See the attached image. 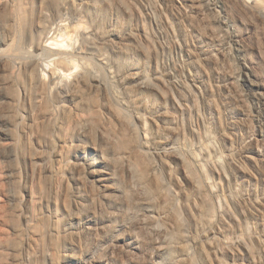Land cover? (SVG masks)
<instances>
[{
	"label": "rangeland",
	"instance_id": "rangeland-1",
	"mask_svg": "<svg viewBox=\"0 0 264 264\" xmlns=\"http://www.w3.org/2000/svg\"><path fill=\"white\" fill-rule=\"evenodd\" d=\"M39 4L0 0V264L101 259L88 216L100 242L122 230L138 244L114 264H264V0H46L76 17L51 27L52 53ZM70 64L88 74L60 101L47 73ZM81 145L105 164L107 193L72 192Z\"/></svg>",
	"mask_w": 264,
	"mask_h": 264
},
{
	"label": "bare ground",
	"instance_id": "bare-ground-1",
	"mask_svg": "<svg viewBox=\"0 0 264 264\" xmlns=\"http://www.w3.org/2000/svg\"><path fill=\"white\" fill-rule=\"evenodd\" d=\"M38 2H40V6H41V8L42 7H44L45 5V2H46V0H38ZM72 7L69 5V4H62L61 6L59 5V7L55 10V12L54 13H52V14H49V11H47L46 9H44V8H42V10H40V14H41V17L43 18V20H44V27H43V34H44V37H43V39H42V41H41V43H40V46H39V49L41 50V51H43L44 53L45 52H51L52 53V51H53V47L54 46H58L59 47V44H57V40L55 41L54 40V38H52L51 37V35H50V33H49V30L51 29V27L54 25V24H56V23H60V25H61V27H63L64 26V19H65V17L66 18H68V17H70V18H72L73 17V11H72V9H71ZM49 10V9H48ZM51 13V12H50ZM78 17H83L84 15L82 14V13H77L76 14ZM75 17V16H74ZM77 17V18H78ZM74 19H76V17L75 18H72V20H74ZM86 29H81V30H78L77 31V36H78V41L79 42H81V41H83V43L86 41V39H87V30L85 31ZM88 34H89V36H90V34L91 33H89L88 32ZM81 40V41H80ZM75 45H76V42L74 43ZM74 44H72L71 43V45H74ZM62 45V44H61ZM60 45V46H61ZM79 45V43H77V45L76 46H78ZM210 45V44H209ZM218 44L216 43V42H213V43H211V48H216L215 46H217ZM65 46V45H64ZM70 46V45H69ZM80 46H81V44H80ZM79 46V47H80ZM55 47V48H56ZM75 47V46H74ZM84 47H85V45H84ZM72 48V47H71ZM203 48H204V46L203 45H201V50H203ZM58 50L60 49V48H57ZM56 49V50H57ZM76 49H77V47H76ZM79 50H80V48H79ZM82 50V49H81ZM42 52V53H43ZM204 52V51H203ZM205 54V56H206V58L209 60L210 59V57H211V55H210V52L208 51V53L206 52V53H204ZM39 63V62H38ZM73 63V62H72ZM39 65V64H38ZM37 65V66H38ZM73 65V66H72ZM70 64V66H71V68H74V70L71 72L70 70H68L69 72L67 73H63L62 71H61V69L59 70L57 67V69H54L55 67H53V70L50 72V73H47L46 75L48 76V78H49V80H48V78H47V80H48V86H50L51 87V90H52V94H56L57 95V98H58V100H60V101H63V100H65V99H68L69 98V95H70V79L72 78L71 77V75L72 76H74L73 75V73H74V71H75V73L77 74V73H79V71H81L80 73H81V75H78L79 76V78H84V77H86V73L88 72H86V70H84L83 68V70L81 69V70H79L78 72H76V70H77V68H78V65H77V68H76V65H74V64ZM43 66V65H42ZM40 67H41V64H40ZM47 68H45V66H43V68H45L46 70L49 68L48 66H46ZM82 67V66H81ZM70 68V67H69ZM79 68H80V66H79ZM87 68V67H86ZM49 70H51V68L49 69ZM39 74V80H44L45 79V77H46V75H44V73H42V72H40V73H38ZM88 74V73H87ZM44 77V78H43ZM80 79V80H81ZM77 81V80H76ZM78 82V81H77ZM97 82H98V84H102V80L100 79V78H98L97 79ZM195 82V81H194ZM140 83V82H139ZM141 84H142V88L144 89H150L152 86H153V84L152 83H150V82H148V80L147 79H143L142 78V81H141ZM189 90V89H188ZM52 115H51V113H48L47 115L45 114V116H44V119H43V122L45 123V124H49V123H51L52 122ZM98 135V134H97ZM100 135H102V134H100ZM100 135H98V136H100ZM96 138H97V136H96ZM98 139V138H97ZM102 136H100L99 137V141L101 140L102 141ZM248 140V139H247ZM255 140V139H254ZM95 145V144H94ZM79 149L81 150V151H77L78 152V154H77V160H78V162H76L75 164H74V167H73V174H74V176L76 175V176H78L79 175V178H78V182L76 183V185H74L73 184V187L71 188L72 189V192L73 193H76V195H77V193L79 194L80 192H81V190L85 187V188H87V187H94L96 190L98 189V190H100V191H102V193L103 192H106L107 193V190L108 189H111V188H109V186H108V177H107V175H110V174H107V172L105 171L106 169H105V167H104V165H103V162H101L100 160H99V157H97V154H95V153H93L92 151H90L86 146H83V145H81V146H79ZM78 149V150H79ZM91 149H93V148H91ZM246 149H247V152L245 153V155L243 156V157H241L240 159L241 160H244V159H246V160H252V158H253V155L251 156V154L253 153V151L255 152V144H254V142H253V140L251 139V140H248V143H247V146H246ZM93 150H95V149H93ZM97 150V149H96ZM95 150V151H96ZM168 150H170V149H168ZM245 150V149H244ZM96 152H98V151H96ZM135 152V151H134ZM240 157V156H239ZM181 159V158H180ZM238 162H241V161H239L238 160ZM242 164H244V161H243V163ZM241 164V165H242ZM128 166V165H127ZM123 167H125V165L123 166ZM240 167V166H239ZM126 168V167H125ZM44 169H45V171L44 172H47L48 171V169H49V166H48V164L47 163H45L44 164ZM72 169V168H71ZM124 169V168H123ZM125 170V169H124ZM131 170V169H130ZM128 172V171H127ZM131 172V171H130ZM132 173V172H131ZM71 174H72V171H71ZM125 175L126 174H128L129 175V173H124ZM73 179H74V177H72ZM143 178V177H142ZM74 181H75V179H74ZM80 183L81 184H83V185H80ZM84 186V187H83ZM111 187V186H110ZM48 191V190H47ZM91 192V191H90ZM47 193V194H46ZM44 192V194H45V196H42L43 198H42V204L47 208V209H50V207H51V204L53 203V201H52V197H51V193L50 194H48V192ZM98 193H99V191H98ZM92 194V193H91ZM105 194V193H104ZM93 195V194H92ZM107 195H109V194H107ZM79 197V196H78ZM104 197V196H103ZM92 198V197H91ZM97 199V198H96ZM104 199V198H103ZM98 203V202H97ZM96 203V204H97ZM103 206V205H102ZM44 208V207H43ZM94 210V209H93ZM149 211V210H148ZM262 213L263 211L261 210V209H258V213ZM47 213V212H46ZM70 213V212H69ZM94 213V212H93ZM152 213V212H151ZM89 214H92V213H89ZM147 214V213H146ZM94 215H96V214H94ZM46 216V215H45ZM86 216H87V214H86ZM50 217V216H49ZM49 217L48 218H46V220H48L49 219ZM75 217V216H74ZM81 217H82V215H81ZM45 218V217H44ZM78 218H80V217H78ZM96 219H94L93 217H90V216H88V217H86V218H80L81 219V221H83V225L85 226H82V228L84 227V229L86 230V231H89V232H86L85 231V233H87V234H85V235H88V236H90L91 238L92 237H94V239H93V241L95 240V242H98V244L100 245V246H104L105 247V249H106V252L104 253V256L101 258V259H98V257H96V255H93L92 257H88V258H90V259H88L87 260V262H85V264H95V262H99L100 264H114V260H119L120 261V259H123V257H124V255H127L128 253L127 252H125V248H124V245H128L130 248H132V249H137V245L138 244H136V242L135 241H133V239H131L130 237H125L124 235V237L123 236H121V234H122V230H117V231H115L114 233H112L113 234V236H112V239L111 240H109V241H102V242H100V238L98 237L99 235V232L101 231V230H103V228L100 226V222H99V220H97V217H95ZM74 219V218H73ZM45 220V221H46ZM103 222V221H102ZM78 225V224H77ZM105 228V227H104ZM81 229V228H80ZM94 230L95 229V233L96 234H93V233H91L90 232V230ZM123 229V228H122ZM79 230V229H78ZM97 230V231H96ZM48 231V230H47ZM110 231V230H109ZM49 232H50V230H49ZM84 232V231H83ZM82 232V233H83ZM91 233V234H90ZM46 234V233H45ZM47 234H48V232H47ZM51 234V233H50ZM73 234V233H72ZM80 234V235H79ZM84 234V233H83ZM102 234V233H101ZM110 235V234H109ZM108 235V236H109ZM152 235V234H151ZM51 236V235H50ZM71 236V235H70ZM73 236V235H72ZM78 236L79 237H76L78 240H79V242H82V241H84V240H82L81 239V233L79 232L78 233ZM155 236V235H154ZM161 236V235H160ZM153 237V236H152ZM47 238V237H46ZM49 238V237H48ZM71 238V237H70ZM85 239V238H84ZM154 239V238H153ZM81 240V241H80ZM91 240V239H90ZM73 241V240H72ZM45 242H47V241H45ZM68 242H69V240H68ZM74 242V241H73ZM77 242V241H76ZM75 242V243H76ZM78 242V243H79ZM50 243V242H49ZM66 243V242H65ZM74 243V244H75ZM122 243V244H121ZM157 244H159V245H162L163 243H162V239H160L159 241L157 240V242H156ZM98 244H96L97 245V247H98ZM48 246H49V244H48ZM82 247V246H81ZM129 249V248H128ZM48 250V249H47ZM164 250V248L163 247H160V253H162V251ZM44 253V252H43ZM47 254H48V252H46ZM159 253V254H160ZM47 254H45V255H47ZM50 254V253H49ZM48 254V256H46V257H44L45 259L46 258H48V259H50V260H52V261H54L53 260V258L55 257L54 255H49ZM102 254V253H101ZM234 254V253H233ZM242 254V253H241ZM44 255V256H45ZM235 255H236V253H235ZM237 255H239V254H237ZM160 256V255H159ZM244 256V255H243ZM241 257V256H239V257H235V264H241V261L242 260H245L244 259V257ZM243 258V259H242ZM71 259H72V261L75 263V261H76V264H80V262L78 261L79 259H76V258H74V257H71ZM98 259V260H97ZM51 261V262H52ZM54 263V262H53ZM154 263V262H153ZM119 264V263H118Z\"/></svg>",
	"mask_w": 264,
	"mask_h": 264
}]
</instances>
